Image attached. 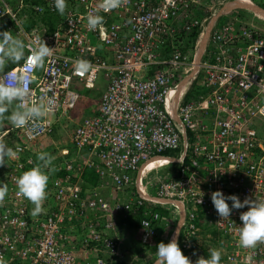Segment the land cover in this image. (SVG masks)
Segmentation results:
<instances>
[{
    "label": "built area",
    "instance_id": "obj_1",
    "mask_svg": "<svg viewBox=\"0 0 264 264\" xmlns=\"http://www.w3.org/2000/svg\"><path fill=\"white\" fill-rule=\"evenodd\" d=\"M103 3L67 0L54 29L43 21L29 29L28 12L56 13L54 0H17L14 6L0 0V30L53 47V55L34 70L27 98L51 99L47 116L7 130L15 131L9 146L19 154L0 174V184L9 189L0 202V261L90 264L94 257V264H125L133 256L128 221L142 211L145 218L135 231L144 249L140 257L151 264L156 246L169 242L180 222L177 239L193 262L213 248L221 252V264H264V242L253 248L238 243L234 225L242 223L247 207L221 220L211 199L216 190L242 201L264 199V15L245 10L247 16L232 12L223 15L230 16L226 22H213L225 4L262 6L264 0H121L108 11ZM97 10L104 23L89 30L87 15ZM195 29L198 36L188 46ZM80 59L90 65L82 74L74 69ZM102 75L99 100L89 115L84 111L76 119L83 91L98 90ZM195 81L205 91L190 97ZM57 124L72 126L77 158L56 166L47 210L33 217L34 205L18 191L17 180L37 163L33 148ZM86 168L94 169L99 185L84 186ZM105 190L112 194L103 197Z\"/></svg>",
    "mask_w": 264,
    "mask_h": 264
},
{
    "label": "clouds",
    "instance_id": "obj_2",
    "mask_svg": "<svg viewBox=\"0 0 264 264\" xmlns=\"http://www.w3.org/2000/svg\"><path fill=\"white\" fill-rule=\"evenodd\" d=\"M120 4L121 0H104L101 7L104 11H108L118 8ZM54 7L63 16L67 8V0H54ZM103 23L104 18L98 14V10L88 13L87 25L89 30H95ZM20 31L22 32L23 29H20ZM26 52L30 53V55H26ZM52 55L53 47H50L45 40L29 41L26 43L25 39L19 34L13 36L10 30H0V119L7 120L9 125L14 129H22L30 121L40 120L47 116L52 104L51 99H48L47 102L41 99L40 102L33 101L28 103L27 98L32 95L29 82L36 79L33 74L34 70L42 68L46 59ZM21 61L24 63L19 69L5 70L8 65H19ZM89 67V63L83 59L77 60L74 63L75 71L80 74L87 71ZM93 96L96 97L95 95ZM90 107L85 108L89 110ZM85 108H81L77 104L74 111L75 115H81ZM89 112L91 111L89 110ZM57 125H54L51 133L39 142L40 144H37L38 147L35 146L33 148L36 151L37 163L24 171L17 180L18 191L34 205L31 212L33 217H37L47 210L44 209L43 205L44 203L46 205L50 203L52 187L49 180L51 174L57 170L56 166L65 159L77 158L76 153L67 150L68 153L64 155L61 150L62 155L68 156L70 154L71 156L66 157L64 160L62 159L57 165H54L55 157L47 151L56 144L55 140L49 143L48 138H51V136L55 137L54 132ZM8 129L0 130V166L5 167V172H7V161L16 160L19 154V149L14 150L13 147L9 146L13 141H16V138L15 136L14 138L8 137V134H10L9 132L7 133ZM80 161L78 160V162ZM180 162L182 163L181 160ZM84 173L81 176L84 186H95L85 180L83 177ZM61 175H64V173ZM8 191L6 183L0 184V202L4 200ZM110 194L112 193L109 190H105L103 197H108ZM211 199L221 220L231 219V214L234 210L247 207V211L240 214L242 223L234 225L238 231V243L241 247L253 248L259 242H264V199L255 196L254 199L245 198L242 201L238 195L225 194L223 190L214 191ZM229 201H231V204ZM162 210L165 209L162 208ZM128 222V227L132 231L131 239L136 235L133 233L136 228L131 225L134 221L130 219ZM144 227L147 229V225L144 224ZM182 227V222H180L173 238L169 242L161 241L156 246L154 264H221L222 254L217 249L209 248L208 256H200L195 262L188 255H185L177 239ZM134 240L136 241V239ZM139 251L141 253V250ZM0 264H4V262L0 261Z\"/></svg>",
    "mask_w": 264,
    "mask_h": 264
},
{
    "label": "trees",
    "instance_id": "obj_3",
    "mask_svg": "<svg viewBox=\"0 0 264 264\" xmlns=\"http://www.w3.org/2000/svg\"><path fill=\"white\" fill-rule=\"evenodd\" d=\"M9 3H11L13 6L16 4L17 0H7ZM25 3H28V4H42V3H45L46 0H23ZM212 1H215V0H211ZM264 7V4L262 5ZM33 11V10H32ZM32 11H29V15H30V23L27 25V27L30 29L31 26L38 22V21H43L45 22L46 24H49L50 25V28L51 29H54V26L62 19V15L59 14V12L57 11L56 13H46L45 15H36L34 12ZM241 10H236L234 11L235 13H239V14H243L240 12ZM248 13H245L244 15L247 16ZM232 15V14H230ZM230 16H222L220 18V22H226L227 20H229ZM198 29H195L193 32H191L188 37H187V45L188 46H192L198 36ZM186 48H183V51H186L185 50ZM94 91H97L96 89H87V91L85 90L82 95H81V99L79 100V107L81 108H85V107H88V106H91V105H94L98 100V96L101 95L102 92H100L99 94L96 95V93H94ZM203 91H205L203 89V87L199 84V81H195L193 83V86L189 92V95L190 97H195V96H198L199 94H201ZM99 92V91H97ZM92 94V95H91ZM93 95H95L96 97H94ZM0 123H1V127H0V130L1 129H8L10 127L9 124H6L7 123V120H3V119H0ZM56 131L54 132V134L56 135L55 136V141H56V144L54 147H52L51 149H49L47 152L52 154L54 157H55V160H54V165H57L62 159L64 160L66 157H70L71 155L69 154L68 156H64L61 154V150H69L73 153V150H74V146L71 144L70 142V137H69V132L66 130V129H63L60 125H57L56 126ZM10 134H8V137L10 138H14L15 136V131H10L9 132ZM70 152V153H71ZM169 152H167L165 155H168ZM37 161V160H36ZM32 166H27L26 167V170L30 169ZM5 168L4 166H0V174H4L5 173ZM24 170V171H26ZM20 172L19 175L21 176V174L24 172ZM85 180L90 183L91 185H97V184H100V180H99V177L97 175V173L94 171V169H86L85 173H84V176ZM46 201V200H45ZM31 203V202H30ZM32 204V203H31ZM160 211H162V213H167L166 210H162V208H159ZM134 219H131L132 221H135V224L134 222H132V226H134V228L138 227L140 225V221L145 218V216L143 215L142 211L136 213L134 215ZM163 230V229H161ZM143 251V250H141Z\"/></svg>",
    "mask_w": 264,
    "mask_h": 264
},
{
    "label": "rangeland",
    "instance_id": "obj_4",
    "mask_svg": "<svg viewBox=\"0 0 264 264\" xmlns=\"http://www.w3.org/2000/svg\"><path fill=\"white\" fill-rule=\"evenodd\" d=\"M222 7V6H221ZM241 13H243V14H245L246 12L245 11H243V10H241L240 11ZM105 82H106V79L103 77V75L101 76V78H100V80H99V86H100V89H98V90H101V87L103 88L104 86L103 85H105ZM87 91V90H86ZM94 93H96V95L97 94H99L100 92H97V91H94ZM92 95V94H91ZM88 107H90V106H88ZM84 111H85V115L87 116V115H89V110H87L86 108L84 109ZM76 119H83V115H80V114H78V115H76V116H74ZM74 118V119H75ZM69 125H72V124H69ZM0 127H1V123H0ZM68 131L69 130H72V126H70V128H68L67 129ZM55 139L53 138V136H51V138H48V142L49 143H51V142H53ZM5 142V141H4ZM174 152H171V153H169V155H174L173 154ZM5 168V167H4ZM151 192L153 193V194H155V190L154 189H152L151 190ZM164 231L165 232H168V233H170L171 231H172V228L170 227V229L169 228H165L164 229ZM213 232H214V234H216L217 232H216V230H213ZM134 234H136V235H134L133 236V239H136V241H134L133 240V243H132V252H131V254L133 255V256H131L130 258H129V260L125 263V264H147V263H149V261L148 260H145V259H143L142 257H140L141 255V253H140V251L139 250H141L142 249V242H141V235L140 236H138V233L136 232V231H134L133 232ZM143 251H144V249H143ZM135 257H137V259L136 260H133V258H135Z\"/></svg>",
    "mask_w": 264,
    "mask_h": 264
},
{
    "label": "water",
    "instance_id": "obj_5",
    "mask_svg": "<svg viewBox=\"0 0 264 264\" xmlns=\"http://www.w3.org/2000/svg\"><path fill=\"white\" fill-rule=\"evenodd\" d=\"M238 9L251 10V11H255V12H258V13L264 15V7H262V6L258 5V4H246V3H233L232 4L231 3L230 5H227V6L223 7V8H221L219 13L214 18L213 22L216 21L217 19L221 18L223 15L228 14L229 12L234 11V10H238ZM212 26L213 25L209 26L207 34H206V36H205V38L203 40V44H202V46H201V48L199 50V58L202 56V54H203V52L205 50V46L207 44V39H208L209 34L211 32Z\"/></svg>",
    "mask_w": 264,
    "mask_h": 264
},
{
    "label": "crops",
    "instance_id": "obj_6",
    "mask_svg": "<svg viewBox=\"0 0 264 264\" xmlns=\"http://www.w3.org/2000/svg\"><path fill=\"white\" fill-rule=\"evenodd\" d=\"M233 4V3H232ZM227 5H230V4H225V6H227ZM224 6V7H225ZM238 10H240V9H238ZM241 10H243V9H241ZM235 11V10H234ZM234 11H231V12H229V13H232V12H234ZM243 11H245V10H243ZM248 15V14H247ZM99 86V85H98ZM103 86H105V85H103ZM99 89H100V86H99ZM105 88L103 87H101V91L100 90H97V91H99V92H102L103 90H104ZM100 96H98V98H99ZM6 124H9L8 123V121H7V123ZM2 126V125H1ZM1 130H3V129H1ZM70 131V130H69ZM56 136V135H55ZM55 138V137H54ZM43 146H44V144H43ZM174 236V235H173ZM173 238V237H172ZM172 238H170V240L172 239ZM133 237L130 239V243H128V244H130V245H132V243H133ZM135 241V240H134ZM151 262H152V260H151ZM151 262L149 261V263H147V264H151ZM90 264H94V257L93 258H91L90 259Z\"/></svg>",
    "mask_w": 264,
    "mask_h": 264
}]
</instances>
